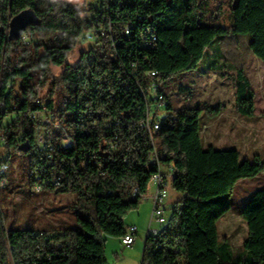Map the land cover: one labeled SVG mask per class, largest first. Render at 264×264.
Returning a JSON list of instances; mask_svg holds the SVG:
<instances>
[{
  "label": "trees",
  "instance_id": "16d2710c",
  "mask_svg": "<svg viewBox=\"0 0 264 264\" xmlns=\"http://www.w3.org/2000/svg\"><path fill=\"white\" fill-rule=\"evenodd\" d=\"M103 2L107 8L93 14L94 6L82 9L65 0H0L4 149L28 160L31 188L73 193L79 223L78 229L46 231L6 229L0 222V264H108V240L125 234V218L140 207L153 176L167 175L169 167L173 189L186 195L161 233L146 238L142 264H183L191 248V206L229 202L240 181L264 174L260 156L251 161L237 150L204 149V108L174 110L167 97L160 128L152 135L141 127L149 117L151 83L166 86L195 71L220 39L250 37L252 52L264 61V0H228V27L222 25V6L214 12L205 8L209 0ZM26 10L34 11L41 23L11 40L10 22ZM92 31L103 45L84 49L83 40ZM152 37L157 39L154 46L145 47V39ZM79 50V60L69 63ZM207 57L211 68L215 56ZM55 70H61L57 80ZM150 72L157 77L150 78ZM18 80L23 85L19 96L14 92ZM236 86L237 110L253 117L255 93L245 67L237 70ZM179 92L192 98L188 88L180 86ZM40 111L52 112L54 123L32 119ZM10 116L13 120L3 129ZM3 165L0 184L5 181L7 187ZM213 177L224 180L225 189L208 194ZM193 180L196 190L188 193ZM240 217L248 236L246 255L236 264H264V188L254 192ZM228 250V243L219 245L221 263L231 262Z\"/></svg>",
  "mask_w": 264,
  "mask_h": 264
},
{
  "label": "rangeland",
  "instance_id": "374dc122",
  "mask_svg": "<svg viewBox=\"0 0 264 264\" xmlns=\"http://www.w3.org/2000/svg\"><path fill=\"white\" fill-rule=\"evenodd\" d=\"M71 4L84 9L97 5L101 0H65ZM209 5L205 8L208 12H214L218 6H222L224 18L222 25L228 27L231 25V9L228 0H209ZM250 37L247 36H229L220 39L212 45L198 68L188 74H183L175 78L174 82L166 85L163 91L170 98L174 110L183 107L204 108L202 124V143L204 149L213 147L216 150H237L242 159L254 161L256 156L264 160V61L259 59L251 50L249 45ZM82 45L88 49L93 45ZM208 54H214L215 63L209 68L207 64ZM81 51H77L68 61L75 63L79 60ZM245 67L246 75L251 83L255 93V114L253 117H247L239 113L236 104V77L237 70ZM61 75V70L54 71V80ZM183 86L190 89L192 98L184 97L180 94L179 88ZM23 87L21 80H18L14 92L20 95ZM210 108L211 110H207ZM13 117H6L3 120V129L9 125ZM5 133V131H2ZM3 135V134H2ZM159 147L160 140H155ZM2 162L1 171L6 166V176L9 186L3 181L0 184V222L3 228L12 227L29 228L46 231H66L78 229L77 208L74 206L76 196L71 192H64L58 188L44 189L41 193L37 189L31 188L29 184V171L27 168L28 160L19 152L13 151L11 154L3 148L0 152ZM0 171V173H1ZM261 179H245L239 184V189L235 199L223 205L220 211H214L211 206L192 205V223L193 230L203 229L200 225L195 226V219L199 218L204 226L212 234L223 239V232L226 229H234L237 232L242 228L240 220V211L244 205L247 195L257 189L264 187V174ZM197 181L190 182L188 193L196 190ZM169 196L168 204L174 208L184 194L175 191L171 185L168 186ZM225 189V181L213 177L207 187V193L213 194ZM236 192V190H235ZM246 192V193H245ZM235 195V194H234ZM234 197V196H233ZM146 201H142L144 206ZM199 207L204 208L199 210ZM207 210V211H206ZM199 211V212H198ZM205 211L204 214H202ZM210 211V212H208ZM130 214V213H129ZM128 214V215H129ZM200 214L207 215L200 218ZM218 217V223L212 224L209 215ZM171 209H167L166 218L170 219ZM150 218V217H149ZM237 220L234 224L231 221ZM148 223L150 220L148 219ZM156 223L152 225L154 229H163ZM244 230L235 240L221 241V244L228 243L232 255L231 262L221 263L218 254L215 252H203L199 250L198 242L194 239L191 242V248L186 257L182 258L183 264H236L238 260L246 255L244 244L241 241L245 236L247 239L248 228L245 222ZM224 230V231H223ZM115 239V238H111ZM243 239V240H245ZM145 239H140L138 244L132 248H126L117 243L112 245L109 239L106 247V257L108 264H142ZM241 241V242H240ZM242 243V244H241ZM224 259V250L222 252Z\"/></svg>",
  "mask_w": 264,
  "mask_h": 264
},
{
  "label": "built area",
  "instance_id": "2783aa9c",
  "mask_svg": "<svg viewBox=\"0 0 264 264\" xmlns=\"http://www.w3.org/2000/svg\"><path fill=\"white\" fill-rule=\"evenodd\" d=\"M94 11L93 14H96L98 11L104 10L107 8V5L101 0L100 3L97 5H94ZM129 28L126 29L125 32H127ZM157 39L155 37H152L148 40L145 39V47L152 48L155 44ZM84 44L86 45H93V46H102L103 41L101 40L100 36L96 31H92L87 34L85 39L83 40ZM27 43V42H25ZM110 57H114L115 54L111 52V54H108ZM158 75L157 72H150L149 76L150 78H156ZM148 95H147V101L151 102L150 109H149V117L144 120L141 124V127L146 129L150 134H154L155 129L160 128V122L161 119L165 116L164 108L167 105V95L163 91L165 89V86L162 84H157L156 82H152L151 86L149 87ZM32 119L37 120V122L41 124H53L54 123V115L52 112L49 111H40L33 113L31 115ZM54 120V121H53ZM6 133V132H5ZM5 133L0 132V152L4 148V144L6 141ZM39 136L40 142H44V137L41 135ZM2 162L0 158V163ZM2 164L0 165V171H1ZM172 168H168L167 175H164L162 173L155 174L151 180V185H155L157 188L156 193L151 199L152 202V213H151V224H158L160 226H165L167 223L166 213L168 209V186L170 184V178H172ZM138 189L134 191V196L138 194ZM37 192L41 193L42 189L40 187L37 188ZM149 200L148 196L143 197L142 201ZM162 229H154L152 227H149L147 236H157L161 233ZM139 237V228L135 225L127 226L125 229V234L120 238L121 243L126 248H132Z\"/></svg>",
  "mask_w": 264,
  "mask_h": 264
},
{
  "label": "crops",
  "instance_id": "0c3cea01",
  "mask_svg": "<svg viewBox=\"0 0 264 264\" xmlns=\"http://www.w3.org/2000/svg\"><path fill=\"white\" fill-rule=\"evenodd\" d=\"M164 171L167 172V168H164ZM261 177H263V175H260V176H258L255 179H261ZM170 180H171V178H170ZM211 180H212V178H210V182H211ZM240 183H241V181L238 183V185L236 187V192H235L234 197L229 202H226V203H230V202H232L235 199V196L237 194V190L239 189V184ZM263 188L264 187H261V189H263ZM258 190H260V189L252 191V193H249L247 195V199H246V201H245V203H244V205L242 207H244L251 200L252 195L254 194V192H256ZM156 191H157L156 186L155 185H151L150 186V190H149L148 195H147L149 200H147L145 202L147 204H145L143 206L142 203H141L140 207L137 210L130 212V214L125 218L126 227L135 225V226H137L139 228V237L137 239L136 244H138L140 239H145L146 238L149 227H152V225H153V224H151V213H152V202H151V199L154 196V194L156 193ZM226 203H220V204H216V205H211V207H213L212 209L214 211H220L224 207L223 205H225ZM167 206H168V209H171V210L173 209L170 204H168ZM203 209L204 208L199 207V210H203ZM208 212H210V211H208ZM204 213H205V211L202 214H204ZM191 214H192V207H191ZM202 214H200V218L203 217V216H206L205 217V219H206L207 215H202ZM209 216H210V222L212 224L218 223L217 222L218 221L217 220L218 217H216L213 214H211ZM148 219L150 220L149 223L147 222ZM236 222H237V220L231 221V223L234 224V225H235ZM240 222H241V225H243L240 230H244L245 229L244 232H243L244 235H245V231H246L245 222H243L242 220H240ZM199 225L203 228L204 231H199L197 228H195V231H194L193 230L192 218H191V234H192L191 242H192V240L195 237V239L198 242L199 250L203 251V252H207L208 254H210V252H213L211 254H214L215 252L218 254V247L221 244L220 243L221 241H227V240L230 241L231 239L235 240L241 234L240 230H239V232H237L233 228L230 229V227H229L228 229H226L227 230L226 233L223 232L224 236H223V239L220 241V237L219 236L217 237L216 234L210 233L211 231L204 226L203 222L199 218H197V219H195V226L197 227ZM243 239H245V236L243 237ZM243 239L241 241L244 244L246 239L245 240H243ZM110 240H111L112 245H114V246L117 243L122 245L120 238H115V239H111L110 238Z\"/></svg>",
  "mask_w": 264,
  "mask_h": 264
},
{
  "label": "water",
  "instance_id": "95a60500",
  "mask_svg": "<svg viewBox=\"0 0 264 264\" xmlns=\"http://www.w3.org/2000/svg\"><path fill=\"white\" fill-rule=\"evenodd\" d=\"M40 23L41 21L34 11H23L10 22V39L18 40L27 28L30 26H39Z\"/></svg>",
  "mask_w": 264,
  "mask_h": 264
},
{
  "label": "bare ground",
  "instance_id": "6f19581e",
  "mask_svg": "<svg viewBox=\"0 0 264 264\" xmlns=\"http://www.w3.org/2000/svg\"><path fill=\"white\" fill-rule=\"evenodd\" d=\"M157 129H159V128H157ZM157 129H155V130H157Z\"/></svg>",
  "mask_w": 264,
  "mask_h": 264
}]
</instances>
